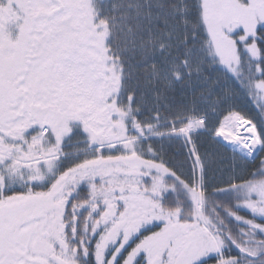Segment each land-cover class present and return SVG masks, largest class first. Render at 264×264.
<instances>
[{"label": "snow or ice", "instance_id": "6c2138e0", "mask_svg": "<svg viewBox=\"0 0 264 264\" xmlns=\"http://www.w3.org/2000/svg\"><path fill=\"white\" fill-rule=\"evenodd\" d=\"M0 264H264V0H0Z\"/></svg>", "mask_w": 264, "mask_h": 264}]
</instances>
